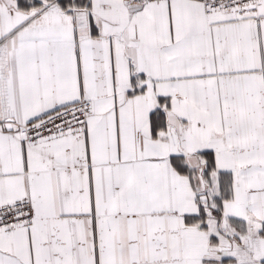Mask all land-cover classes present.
<instances>
[{"label":"snow or ice","instance_id":"snow-or-ice-1","mask_svg":"<svg viewBox=\"0 0 264 264\" xmlns=\"http://www.w3.org/2000/svg\"><path fill=\"white\" fill-rule=\"evenodd\" d=\"M0 264H264V0H0Z\"/></svg>","mask_w":264,"mask_h":264}]
</instances>
